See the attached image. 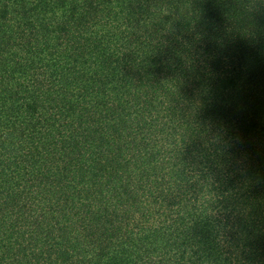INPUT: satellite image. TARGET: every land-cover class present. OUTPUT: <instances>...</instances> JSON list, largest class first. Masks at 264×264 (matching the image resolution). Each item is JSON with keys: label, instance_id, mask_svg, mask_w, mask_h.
<instances>
[{"label": "trees", "instance_id": "1", "mask_svg": "<svg viewBox=\"0 0 264 264\" xmlns=\"http://www.w3.org/2000/svg\"><path fill=\"white\" fill-rule=\"evenodd\" d=\"M0 264H264V0H0Z\"/></svg>", "mask_w": 264, "mask_h": 264}]
</instances>
